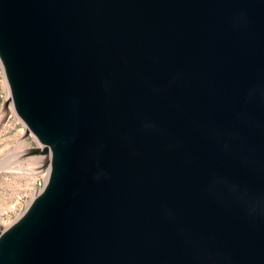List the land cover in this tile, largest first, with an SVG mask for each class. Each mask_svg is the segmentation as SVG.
Returning a JSON list of instances; mask_svg holds the SVG:
<instances>
[{
  "label": "water",
  "instance_id": "95a60500",
  "mask_svg": "<svg viewBox=\"0 0 264 264\" xmlns=\"http://www.w3.org/2000/svg\"><path fill=\"white\" fill-rule=\"evenodd\" d=\"M0 60L52 152L0 264H264V0H0Z\"/></svg>",
  "mask_w": 264,
  "mask_h": 264
},
{
  "label": "rangeland",
  "instance_id": "374dc122",
  "mask_svg": "<svg viewBox=\"0 0 264 264\" xmlns=\"http://www.w3.org/2000/svg\"><path fill=\"white\" fill-rule=\"evenodd\" d=\"M6 82L0 61V161L9 159L7 166H13L12 170L0 168V229L11 226L20 218L47 182L39 171V156L45 153L36 152L43 144L18 113L9 109L11 94ZM30 168L36 172L28 170Z\"/></svg>",
  "mask_w": 264,
  "mask_h": 264
},
{
  "label": "bare ground",
  "instance_id": "6f19581e",
  "mask_svg": "<svg viewBox=\"0 0 264 264\" xmlns=\"http://www.w3.org/2000/svg\"><path fill=\"white\" fill-rule=\"evenodd\" d=\"M1 61V60H0ZM2 63V62H1ZM2 67H3V64H2ZM3 70H4V67H3ZM4 73H5V71H4ZM6 80H7V78H6ZM7 83V85H8V92L11 94V92H10V87H9V84H8V81L6 82ZM9 109L11 110V111H13L14 113H17L16 111H15V107H14V102H13V99H12V97H11V102H10V104H9ZM20 117V116H19ZM21 119V118H20ZM41 144H43V146H42V148L41 149H39V152H43V153H45L44 155H41V156H39V157H41L40 159H41V161H40V167H41V169L39 170L40 172H42L43 174H44V176L46 177V179H47V182H48V180H49V177H50V175H51V169H52V165H51V162H52V152H51V150H49V151H45V147H46V145L44 144V143H42L41 142ZM19 153V152H18ZM48 153V154H47ZM21 154V153H20ZM32 157L35 159V156L34 155H32ZM7 164H9V159H5V160H1L0 161V168L1 169H4V168H7V169H10V170H12L13 168H11V167H13V166H7ZM16 168V167H15ZM6 169V170H7ZM9 170V171H10ZM28 170H30L31 172H36V169L34 170V169H32V168H30V169H28ZM17 171V170H16ZM2 172V171H1ZM4 172V171H3ZM11 173H12V171H11ZM13 174V173H12ZM46 182V183H47ZM43 190H41V191H39V193H38V195L42 192ZM37 195V196H38ZM14 224V223H13ZM10 227V226H9ZM9 227H6V228H3V229H0V235H1V233H3L7 228H9Z\"/></svg>",
  "mask_w": 264,
  "mask_h": 264
}]
</instances>
